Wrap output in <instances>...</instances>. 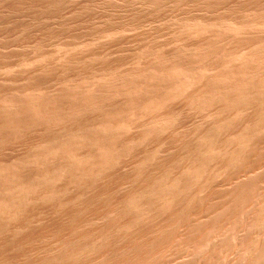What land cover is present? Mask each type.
<instances>
[{
    "label": "rangeland",
    "instance_id": "obj_1",
    "mask_svg": "<svg viewBox=\"0 0 264 264\" xmlns=\"http://www.w3.org/2000/svg\"><path fill=\"white\" fill-rule=\"evenodd\" d=\"M0 264H264V0H0Z\"/></svg>",
    "mask_w": 264,
    "mask_h": 264
}]
</instances>
